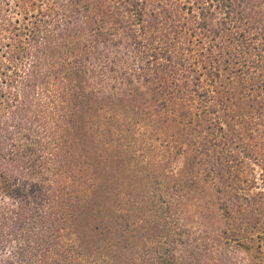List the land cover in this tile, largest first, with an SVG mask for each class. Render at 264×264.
Wrapping results in <instances>:
<instances>
[{"label":"trees","instance_id":"16d2710c","mask_svg":"<svg viewBox=\"0 0 264 264\" xmlns=\"http://www.w3.org/2000/svg\"><path fill=\"white\" fill-rule=\"evenodd\" d=\"M158 1L0 0V196L15 200L0 201V264H135L143 255L139 217L87 200L104 189L76 160L72 125L89 94L108 98L123 119L142 120L135 103L145 90L108 96L88 87L76 59L100 54L129 85L154 84L157 117L149 120H220L217 107L234 110L233 95H224L237 86L240 99L264 108L254 95L264 91V0ZM184 190L160 191L150 264H183L182 246L198 261L209 250L200 242L208 232L198 239L200 227L185 218ZM85 217L98 222L83 235ZM89 231L94 249L84 243Z\"/></svg>","mask_w":264,"mask_h":264},{"label":"rangeland","instance_id":"374dc122","mask_svg":"<svg viewBox=\"0 0 264 264\" xmlns=\"http://www.w3.org/2000/svg\"><path fill=\"white\" fill-rule=\"evenodd\" d=\"M155 26L158 34L162 24ZM132 55L130 50L125 52L127 70L134 62ZM76 61L86 71L88 87L108 96L124 93L133 85L145 90L135 103L142 120L123 119L122 110L108 98L89 94L72 125L78 145L76 160L95 178L99 185L95 189H104L90 193L87 200L103 198L113 210L122 206L125 215L139 217L137 250L143 255L135 264H150L147 252L154 242L149 238L156 233L149 225L158 224L160 191L180 185L188 194L185 218L200 227L198 239L208 232L200 242L209 247L201 251L198 261L186 256L182 246L179 258L183 264H264V114L257 113H264V108L260 109L259 99H240L237 86L235 95H224H233L234 110L217 107L220 120H149L157 117L154 84L134 79L129 85L119 68L111 69L100 54ZM254 95L264 99V91ZM182 144L188 152L182 151ZM215 160L220 163L216 171ZM0 201L15 203L3 196ZM133 206L134 212L127 211ZM97 222L85 217L80 232L84 235L87 225L91 228ZM158 233L163 234L161 228ZM90 234L84 236V243L93 248L95 238Z\"/></svg>","mask_w":264,"mask_h":264}]
</instances>
